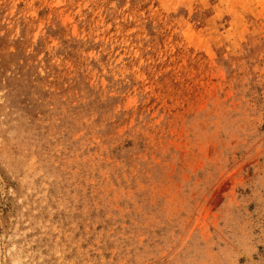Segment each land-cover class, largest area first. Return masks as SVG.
I'll list each match as a JSON object with an SVG mask.
<instances>
[{"label": "rangeland", "instance_id": "obj_1", "mask_svg": "<svg viewBox=\"0 0 264 264\" xmlns=\"http://www.w3.org/2000/svg\"><path fill=\"white\" fill-rule=\"evenodd\" d=\"M0 264H264V0H0Z\"/></svg>", "mask_w": 264, "mask_h": 264}]
</instances>
